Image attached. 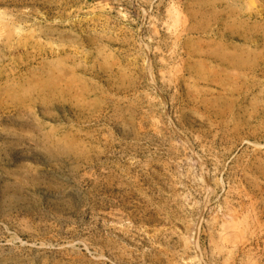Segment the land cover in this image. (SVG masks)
Returning a JSON list of instances; mask_svg holds the SVG:
<instances>
[{"label":"rangeland","instance_id":"rangeland-1","mask_svg":"<svg viewBox=\"0 0 264 264\" xmlns=\"http://www.w3.org/2000/svg\"><path fill=\"white\" fill-rule=\"evenodd\" d=\"M0 264H264V0H0Z\"/></svg>","mask_w":264,"mask_h":264}]
</instances>
